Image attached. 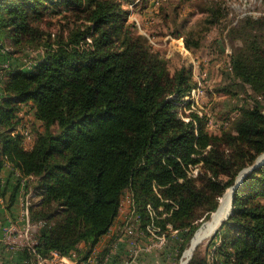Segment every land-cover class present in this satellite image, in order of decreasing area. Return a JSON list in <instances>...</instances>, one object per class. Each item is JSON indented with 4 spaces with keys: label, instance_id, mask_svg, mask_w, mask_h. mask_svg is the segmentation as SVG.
Here are the masks:
<instances>
[{
    "label": "trees",
    "instance_id": "16d2710c",
    "mask_svg": "<svg viewBox=\"0 0 264 264\" xmlns=\"http://www.w3.org/2000/svg\"><path fill=\"white\" fill-rule=\"evenodd\" d=\"M50 5L83 16L84 25L65 42L43 43L29 69H0V158L32 177L25 193L34 188L39 197L29 207L37 230L35 254L23 250L27 259H86L111 229L126 190L142 219L148 205L162 207L166 222L187 229L183 249L198 220H208L239 173L264 154V113L242 111L236 134L212 135L199 119L182 121L168 97L192 87L189 73L170 74L144 37L124 26L115 0H0V49L40 46L38 25ZM238 20L229 31L241 42L230 68L264 101V17ZM21 105L43 126L29 150L18 131ZM200 160L210 178L199 184L184 166ZM219 240L216 264H264V160L236 186ZM199 248L187 264H208Z\"/></svg>",
    "mask_w": 264,
    "mask_h": 264
},
{
    "label": "rangeland",
    "instance_id": "374dc122",
    "mask_svg": "<svg viewBox=\"0 0 264 264\" xmlns=\"http://www.w3.org/2000/svg\"><path fill=\"white\" fill-rule=\"evenodd\" d=\"M115 1L123 15L124 26L130 33L144 37L146 47L166 62L170 74L181 68L189 73L192 87L179 99L173 95L168 97L175 102L173 111L182 121H191L195 125L199 119L205 124L206 131L212 135L229 132L236 134L234 124L242 111L255 107L264 113L262 98L232 74L231 56L241 42L229 34L238 19L245 15H250L252 19L264 17V0ZM61 9L59 7L56 11L50 5L44 20L38 25L42 32L41 47L34 45L18 48L9 44L6 46L11 51L8 55L5 53L7 49H0V69H29L40 56L43 43L65 42L76 29L82 28L85 23L83 16ZM2 77L3 73L0 71V96ZM30 127H33L35 135L43 130L39 121L32 120ZM209 150L210 146H207L202 154ZM229 150L226 147L225 153ZM203 166L201 160L188 163L184 166L185 174L192 179H198L199 184L205 183L210 178V173L205 172ZM221 179L219 177L214 180L224 181ZM24 194L23 190L18 195L13 194L10 206L15 203V211H20L21 208L18 205L19 198L22 201L26 196L29 197L32 206L39 201L34 188L26 193L29 196ZM10 197L8 195L6 198L4 210L0 206V234L7 225L8 218L13 216V212L8 209L10 206L7 199ZM132 198L131 191L126 190L123 193L118 216L108 234L96 246L99 250L95 252L96 259L92 258L90 264H106L108 255L116 259L117 264H138L145 258L152 259L148 261L150 264H180L183 251L190 242L189 240L182 249L187 229H174L166 222L167 213L163 212L162 207L156 211L148 205L146 217L142 219L135 210ZM198 221L200 226L206 222H201L202 219ZM29 223L31 227L28 230L23 220L15 223L9 240L14 241L10 243L12 246L6 245V249L10 251L18 246L19 250H24L33 245L37 226L30 221ZM222 225L200 243L199 249L206 256L208 264H216L215 249L220 244ZM81 256L83 254L77 256L79 260ZM20 263L49 264L34 255L28 259L22 256Z\"/></svg>",
    "mask_w": 264,
    "mask_h": 264
},
{
    "label": "built area",
    "instance_id": "2783aa9c",
    "mask_svg": "<svg viewBox=\"0 0 264 264\" xmlns=\"http://www.w3.org/2000/svg\"><path fill=\"white\" fill-rule=\"evenodd\" d=\"M17 116L21 120L20 125L18 127V131L22 134L23 148H24V150H29L32 148L33 142H34V135L31 132L30 122H32V120L34 122H38V121L34 118V110L29 108V106H25V105L20 106V109H19V112L17 113ZM13 134L14 133H12V135ZM4 167L11 170L12 174L17 179L18 184L20 186H22V190L24 191V193H25L24 184L26 183V180L28 178L32 179V177H22L21 173L17 169H14L10 165V163L7 161L6 157L0 158V206L1 207H3L4 203L6 202V198H8L7 195H4L5 181L2 178V169ZM20 192L21 191H19L17 193V195L20 194ZM24 195L26 196L28 194L25 193ZM30 204L31 203L29 201V197L26 196V198L22 201H21V198H19V204L18 205L21 206L20 218L24 221L27 230L29 229V227H31V224L29 223V207H30ZM14 227H15L14 217L8 218L7 225H5L3 227L2 234H0V242H3L8 246H12V245H10V243H13L14 240L13 241H9V240H10V231L13 230ZM12 249H15V248L13 247ZM29 251L31 253L35 254V251L33 249H31V246L29 247ZM52 255L55 257H61V256L57 255L56 253H53ZM94 255H95V253H93V250H92L86 259L80 258V260H83V261H80L79 258L75 254H72L71 256L75 259H78L81 264H90L92 258H95ZM36 257H38V256H36ZM62 257H64V256H62ZM84 261H86V262H84Z\"/></svg>",
    "mask_w": 264,
    "mask_h": 264
},
{
    "label": "crops",
    "instance_id": "0c3cea01",
    "mask_svg": "<svg viewBox=\"0 0 264 264\" xmlns=\"http://www.w3.org/2000/svg\"><path fill=\"white\" fill-rule=\"evenodd\" d=\"M31 132L34 135L33 128L31 129ZM2 178L5 181L4 195H7V196L10 195L11 196L10 199H7L8 206H10V202H12L13 194L16 193V195H17V193L22 190V186L18 185L17 179L14 177L11 170L8 168L4 167L2 169ZM16 187H18V188H16ZM14 206H15V203H13V205L10 206V208H8V209H10L11 212H13L12 217H14L15 223H21L22 219L20 218V211H18V210L15 211ZM1 208H3V207H1ZM1 210H4V208ZM82 246L83 245L81 244L80 248H82ZM96 246L93 249V253L98 252V250H99L98 248H96ZM22 256L26 257L23 249L19 250L18 246H17L15 249H11L9 251L8 249H6V244L3 242H0V264H23V263H20V259ZM110 256L109 255L107 256L109 258L106 259V261H107V262L105 261L106 264H117L116 259H112ZM118 256H121V255H118ZM149 260L152 261V259H150V258H145L144 260L139 261L138 264H150V262H148ZM44 261L49 263V264H81L78 259H75L72 256L55 257L52 255L48 259H43V262ZM25 264H27V263H25ZM39 264H42V263H39Z\"/></svg>",
    "mask_w": 264,
    "mask_h": 264
},
{
    "label": "bare ground",
    "instance_id": "6f19581e",
    "mask_svg": "<svg viewBox=\"0 0 264 264\" xmlns=\"http://www.w3.org/2000/svg\"><path fill=\"white\" fill-rule=\"evenodd\" d=\"M248 171L249 169L246 168L239 173V175L237 176L238 183L241 182V180L248 173ZM230 197L231 191L230 188H228L225 191L224 197L222 199L219 198V201H221V209L217 213H215L211 219L206 222H203L201 226L195 231L192 238L190 239L188 246L183 251L180 264H187L189 258L192 256V253L198 241L204 240L206 239V237H210L214 234L216 229L220 227V222L226 218L225 216L227 215V209H229Z\"/></svg>",
    "mask_w": 264,
    "mask_h": 264
},
{
    "label": "water",
    "instance_id": "95a60500",
    "mask_svg": "<svg viewBox=\"0 0 264 264\" xmlns=\"http://www.w3.org/2000/svg\"><path fill=\"white\" fill-rule=\"evenodd\" d=\"M263 160H264V154L261 155V156L256 160L255 164H254L253 166L249 167L248 169L251 170L253 167L258 166ZM238 184H239V183L237 182V179H236L235 184H234L233 186L230 187L231 197H230L229 209H227V215L225 216L226 218L220 222V226H221V225H222V224L228 219V217H229V215H230V213H231V207H232V193L235 191L236 186H237ZM224 195H225V193H223V195L220 197V199H222V198L224 197ZM220 209H221V201L218 202V206H217L216 210H215L214 212L211 213L209 219H211L212 216H213L215 213H217ZM222 219H223V218H222ZM216 231H217V229H216ZM216 231H215V232H216ZM215 232H214V233H215ZM204 240H205V239H204ZM202 241H203V240H199L198 243L196 244V247H197ZM196 247H195V248H196ZM195 248H194V250H195ZM190 258H191V257H190ZM190 258H189V259H190ZM188 261H189V260H188ZM187 263H188V262H187Z\"/></svg>",
    "mask_w": 264,
    "mask_h": 264
}]
</instances>
